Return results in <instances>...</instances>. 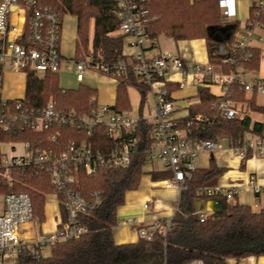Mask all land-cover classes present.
Masks as SVG:
<instances>
[{
    "label": "built area",
    "instance_id": "built-area-1",
    "mask_svg": "<svg viewBox=\"0 0 264 264\" xmlns=\"http://www.w3.org/2000/svg\"><path fill=\"white\" fill-rule=\"evenodd\" d=\"M143 3L144 0H117L114 14L118 20V33L124 37L122 55L134 60L132 71L141 85L139 92L143 97L146 93L152 97L147 118L140 115L138 119H133L128 111L117 113L109 106L98 108L96 96L90 98V102L95 105L87 114L75 115L56 112L51 102L37 112L23 111L19 101L21 99H4L0 94L2 131L16 129L19 123L22 128L33 132L78 125L89 136V141L71 142L56 155L46 149H32L29 142L0 144V183L4 186L13 185V172L19 168L44 169L54 189L53 194L57 201L58 195H61L64 208L53 232L35 235L22 231L25 225L38 226L41 223L34 214L29 195L16 192L4 194L0 213V264H11L23 254L43 256L45 248L50 249L57 243L78 239L88 232L80 218L94 211L100 205V200L95 194L92 200L87 201L73 189L76 171L94 174L101 168H126L147 137L150 146L145 150L146 162L159 161L165 171L171 173L165 186L174 187L179 195L187 188L196 169L197 159L205 151L227 152L241 162L254 158L264 160V129L258 134H251L247 139H224L228 146L223 149L217 141L201 140L196 135L199 127L203 124L209 126L211 120L199 115L183 121V117H178L177 113L191 105L185 107L182 99L178 101L174 97L177 91L193 89L199 102L198 89L205 88L214 97L211 108L218 118L226 121L244 119L248 113V101L256 97L264 98V80L255 76L254 69L245 67L253 57L251 42L254 39L262 42L264 38L257 31L264 29L256 22L246 20L230 46L216 50L215 55L220 57L217 65L187 60L178 53L167 51L146 55L142 48L144 44L148 43L151 51H157L158 48L157 39L150 38L146 33ZM255 6L264 9V0H258ZM228 15L229 12L223 10L222 17ZM62 19L63 16L56 9L39 5V0H0L2 73L6 67L24 75L28 71L38 76L46 73L57 75L61 70L72 68L79 84L84 82L87 70L98 72L113 81L115 73H124L122 62L116 66L102 67L94 65L91 58L83 62L72 59L66 63L60 50ZM89 37L88 52L91 54L93 36ZM129 50L136 52L131 53ZM213 87L217 89L215 93L211 92ZM238 96H242V100ZM13 100L17 102L8 104ZM96 130L106 135L107 143L97 147L93 145L92 141L101 140L103 135ZM57 136L56 132L50 134L48 139L54 141ZM253 190L258 192L257 188ZM195 194L209 199L221 195L226 200H233L237 190L198 187ZM196 216L199 222L209 219L205 214ZM171 221L172 218L139 227L138 238L150 241L157 231L166 233L171 228ZM120 225L135 228L138 224L135 220L127 219L118 221L117 226ZM29 235L35 236L31 238ZM187 264L202 263L193 260Z\"/></svg>",
    "mask_w": 264,
    "mask_h": 264
},
{
    "label": "trees",
    "instance_id": "trees-1",
    "mask_svg": "<svg viewBox=\"0 0 264 264\" xmlns=\"http://www.w3.org/2000/svg\"><path fill=\"white\" fill-rule=\"evenodd\" d=\"M116 3L117 0H39L41 6L53 7L62 16L76 18L75 62L91 58L92 63L100 67L123 63L124 73H115L112 77L116 83V96L111 109L121 113L129 110L128 89L140 90L141 85L132 71L134 60L122 55L124 37L118 33V20L114 14ZM143 5L146 11L145 30L150 38L164 35L175 42L203 40L208 60L214 65L220 62V57L215 55L216 50L219 47L228 48L239 29L237 22H229L222 17L221 0H144ZM90 20L94 21L91 54L88 52ZM247 20L264 29V9L252 6ZM251 51L253 57L245 67L257 70L260 53L256 48H251ZM92 96H96V90L83 83L75 90H65L59 86L58 75L46 73L38 76L28 71L24 96L19 101L23 111L37 112L51 102L58 113L83 115L95 105L90 102ZM198 97L199 103L190 106L182 119L185 121L204 115L211 120L209 126L203 124L199 127L196 135L201 140L227 138L234 141L264 129V104L259 106L254 99L248 101L247 109L260 114L261 122H253L249 116L242 120H221L211 108L214 97L209 90L198 89ZM238 98L242 100V96ZM16 102L13 100L8 104ZM96 131L103 134L101 130ZM56 132V140H49L48 136ZM106 139L103 134L101 140H93L92 143L97 147L107 143ZM83 141H89V136L78 125L52 127L46 132L24 129L20 123L16 129L7 132L0 127V144L29 142L32 149H46L54 155L64 151L71 142ZM149 146L150 139L147 137L126 168H101L94 174L76 171L73 189L87 201L92 200L95 194L100 200L94 211L80 218L88 232L78 239L55 244L50 248L48 257L20 255L16 264H187L193 260L202 264H227L228 259L264 255V211L253 212L249 206L217 195L212 199L221 203L222 208L214 217L199 222L194 214V201L209 199L197 196L195 189L213 186L221 174V170L213 164L206 171L192 173L187 188L179 195L178 208L166 233L160 230L150 241L139 239L134 244L116 245L113 229L118 223L117 209L124 204L128 192L137 190L144 174L145 150ZM13 177L11 186L0 183V196L10 192L28 194L36 218L43 222L45 196L54 192L46 171L37 167L19 168L14 170ZM150 177L152 181H163L170 179L171 173L153 171ZM58 203L63 215L61 195H58Z\"/></svg>",
    "mask_w": 264,
    "mask_h": 264
},
{
    "label": "crops",
    "instance_id": "crops-1",
    "mask_svg": "<svg viewBox=\"0 0 264 264\" xmlns=\"http://www.w3.org/2000/svg\"><path fill=\"white\" fill-rule=\"evenodd\" d=\"M257 1L258 0H221L223 10H227L229 12V15L224 19L229 22L238 23L239 29L236 33H239L244 27V23L249 17V10L256 4ZM65 16H63V19ZM76 26V18L71 16L68 17L64 23L65 40L63 43V52L66 56L69 55V45L73 44L75 47ZM93 28L94 21L92 20L89 24V30L92 31V36ZM257 34L263 36L264 38V31H257ZM158 38L159 36L157 37V51H151L148 43L143 45L142 48L146 55H155L157 52L167 51L170 53H178L185 59L193 60L198 63L209 62L205 42L203 40L175 42L172 39L166 37V40L168 39L171 42V44H167L168 41L160 42ZM251 47L258 49L260 53L259 65L257 70H255V76L264 80V40L259 42L254 39L251 42ZM134 51L136 52V50H129L131 53ZM63 59L67 63L73 58L67 59L63 56ZM63 71L74 72L72 68ZM86 73H90V70H87L84 76L89 75ZM104 79L108 84L115 85L116 89V83L113 80L107 78ZM77 84L79 85L78 82ZM59 85H61V83H59ZM24 91L25 75L23 73L13 72L5 67L3 69L2 83L0 85L1 96L4 99H22L24 96ZM211 92L215 93L212 90ZM174 97L178 101H181L182 99V104H184L185 107L199 103L193 89L177 91L174 93ZM257 99L258 97L254 99L257 105L261 106L264 104L263 97V102L260 104L257 103ZM188 108L180 110L177 113V116L184 118L187 115ZM181 111H183V113ZM246 116H249L253 122L262 121V116L260 114L249 109ZM250 136L251 134H245L243 138L247 139ZM224 139L227 138H222L217 141L223 149L227 148L228 146ZM212 164L217 169L221 170V174L211 187H219L223 189L236 188L237 194L232 201H235L240 205L249 206L253 212L264 211L263 159L254 158L241 162L239 159L227 152L223 153L220 151H205L201 153L197 159L196 169L194 172L206 171ZM153 171L167 172L159 161H153L150 163L146 162L145 166L143 167L144 174L140 179L137 190L128 192L125 195L124 204L117 209L118 221L132 219L137 221L138 225L135 228L122 225L116 226L113 229V240L116 245L134 244L138 242L139 238L137 235V229L139 227L148 226L154 221H164L166 219H170L176 212L179 201V194L177 190L174 187L167 188L165 186V182L167 180L152 181L150 173ZM253 188H257L258 192H254ZM46 196L44 215H46L48 219L49 229H51L49 231H54L57 225L56 221L60 216V208L56 197L49 198L47 201ZM217 203L219 202L214 199L198 198L193 203L194 214H205L208 218H212L219 212L215 209V205ZM1 209L2 205L0 207V213ZM24 228H26L25 230H22L24 232H31V234L34 233L35 235L38 234L36 231V226L25 225ZM35 235L29 236L33 238ZM227 264H264V255L258 257H247L243 259H228Z\"/></svg>",
    "mask_w": 264,
    "mask_h": 264
},
{
    "label": "rangeland",
    "instance_id": "rangeland-1",
    "mask_svg": "<svg viewBox=\"0 0 264 264\" xmlns=\"http://www.w3.org/2000/svg\"><path fill=\"white\" fill-rule=\"evenodd\" d=\"M69 16H65L63 21H62V29H61V43H60V50H61V54L62 56H64L65 58H73L74 57V51H75V47L73 46V44L69 45V55L66 56L64 55L63 52V43H64V23L66 21V19H68ZM73 17V16H71ZM75 18V17H73ZM92 20L89 21V24ZM90 33V35H89ZM238 33H236L237 35ZM92 35V31L89 30L88 32V37L91 38ZM159 41L163 42V41H168L167 44H171V42L167 39L164 35H159ZM89 72V71H88ZM89 75H86L84 77V82L83 85L88 86L92 89L96 90V104L97 107H105V106H113L115 103V96H116V89H115V85L112 84H108L105 79L103 78L102 75H100L98 72H94L90 70V73H86ZM58 81L59 83H61V85H59L62 89L65 90H75L78 88V84L76 81V75L73 71L70 72H64L63 70H61L58 74ZM213 92H216L217 89L215 87L212 88ZM127 95H128V101H129V110H128V114L131 118L133 119H138L140 117V115H142L143 118H147L148 114H149V107H151L152 105V97L149 93H146V95L143 97L142 94L139 92L138 89L130 87L127 91ZM263 102L262 97H258L257 99V103L260 104ZM141 111V113H140ZM183 113V111H181ZM55 194H49L46 196V200L48 201L49 198H55ZM3 203V197L0 196V207ZM59 218L56 221V224L58 223ZM25 230L26 228H24V226L22 227V230ZM51 229H49V224H48V219L47 216L44 215V221L41 222L38 227L36 226V231L38 234H46V233H50L52 231H49ZM42 255L43 257H48L50 255V249L45 248L42 251ZM11 264H16V262H12Z\"/></svg>",
    "mask_w": 264,
    "mask_h": 264
},
{
    "label": "water",
    "instance_id": "water-1",
    "mask_svg": "<svg viewBox=\"0 0 264 264\" xmlns=\"http://www.w3.org/2000/svg\"><path fill=\"white\" fill-rule=\"evenodd\" d=\"M224 31H225V30H224ZM227 36H228V35H227ZM221 208H222L221 203H217V204L215 205V209H216V210L220 211Z\"/></svg>",
    "mask_w": 264,
    "mask_h": 264
}]
</instances>
